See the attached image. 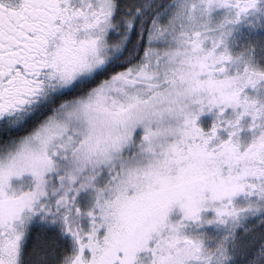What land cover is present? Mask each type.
Returning a JSON list of instances; mask_svg holds the SVG:
<instances>
[{
  "label": "snow or ice",
  "instance_id": "snow-or-ice-1",
  "mask_svg": "<svg viewBox=\"0 0 264 264\" xmlns=\"http://www.w3.org/2000/svg\"><path fill=\"white\" fill-rule=\"evenodd\" d=\"M0 264H264V0H0Z\"/></svg>",
  "mask_w": 264,
  "mask_h": 264
}]
</instances>
